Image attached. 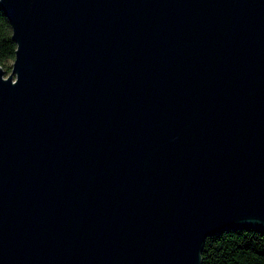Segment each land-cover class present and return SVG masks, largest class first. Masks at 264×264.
Listing matches in <instances>:
<instances>
[{"label": "water", "instance_id": "obj_1", "mask_svg": "<svg viewBox=\"0 0 264 264\" xmlns=\"http://www.w3.org/2000/svg\"><path fill=\"white\" fill-rule=\"evenodd\" d=\"M0 7V264H201L264 229V0Z\"/></svg>", "mask_w": 264, "mask_h": 264}, {"label": "trees", "instance_id": "obj_2", "mask_svg": "<svg viewBox=\"0 0 264 264\" xmlns=\"http://www.w3.org/2000/svg\"><path fill=\"white\" fill-rule=\"evenodd\" d=\"M10 24L0 7V67L9 69L15 43ZM201 264H264V229L254 226L226 228L205 237Z\"/></svg>", "mask_w": 264, "mask_h": 264}, {"label": "rangeland", "instance_id": "obj_3", "mask_svg": "<svg viewBox=\"0 0 264 264\" xmlns=\"http://www.w3.org/2000/svg\"><path fill=\"white\" fill-rule=\"evenodd\" d=\"M11 61L12 60L8 59L7 62H6V64L10 66ZM8 73H9V69L7 70V69L3 68V75L5 76Z\"/></svg>", "mask_w": 264, "mask_h": 264}]
</instances>
